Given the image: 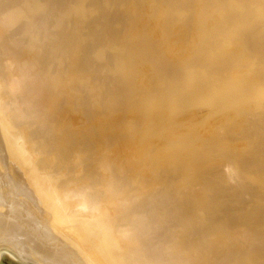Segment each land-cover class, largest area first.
Returning a JSON list of instances; mask_svg holds the SVG:
<instances>
[{
    "label": "bare ground",
    "instance_id": "bare-ground-1",
    "mask_svg": "<svg viewBox=\"0 0 264 264\" xmlns=\"http://www.w3.org/2000/svg\"><path fill=\"white\" fill-rule=\"evenodd\" d=\"M0 151V262L264 264V0H0Z\"/></svg>",
    "mask_w": 264,
    "mask_h": 264
},
{
    "label": "water",
    "instance_id": "water-1",
    "mask_svg": "<svg viewBox=\"0 0 264 264\" xmlns=\"http://www.w3.org/2000/svg\"><path fill=\"white\" fill-rule=\"evenodd\" d=\"M0 264H28V261L17 260L12 254L4 253Z\"/></svg>",
    "mask_w": 264,
    "mask_h": 264
},
{
    "label": "rangeland",
    "instance_id": "rangeland-1",
    "mask_svg": "<svg viewBox=\"0 0 264 264\" xmlns=\"http://www.w3.org/2000/svg\"><path fill=\"white\" fill-rule=\"evenodd\" d=\"M0 152H2V151H0ZM111 216H112V217L115 216V215L113 214V212H112ZM4 248L7 249L6 247H3V249H4ZM5 249H4L3 251H6ZM28 263H29V264H35V263H33V262H28Z\"/></svg>",
    "mask_w": 264,
    "mask_h": 264
}]
</instances>
